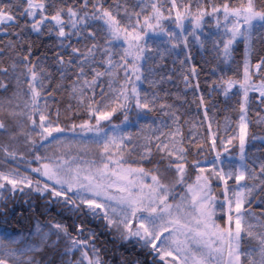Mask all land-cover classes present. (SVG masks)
Segmentation results:
<instances>
[{
	"label": "snow or ice",
	"instance_id": "1",
	"mask_svg": "<svg viewBox=\"0 0 264 264\" xmlns=\"http://www.w3.org/2000/svg\"><path fill=\"white\" fill-rule=\"evenodd\" d=\"M197 51L233 72L207 94ZM168 59L199 123L157 90ZM257 101L264 0H0V264H264Z\"/></svg>",
	"mask_w": 264,
	"mask_h": 264
},
{
	"label": "trees",
	"instance_id": "2",
	"mask_svg": "<svg viewBox=\"0 0 264 264\" xmlns=\"http://www.w3.org/2000/svg\"><path fill=\"white\" fill-rule=\"evenodd\" d=\"M218 2H219V0H218ZM231 2L234 4H238L240 2V0H231ZM257 2H259V0H257ZM209 30H214V29H209ZM242 51H243V46L240 45L237 53L235 54V57L238 61L242 60V55H241ZM194 56H195L194 63H196L199 66L198 70L200 71V77H199L200 93L207 94L209 89L207 87L206 82H210L212 79H216L220 75V70H219L220 68H224V70L227 71L228 75L233 74V72L231 70L226 69L225 66H223V65H220L218 70L216 72H213L212 68L216 67L215 64L204 65L203 61L201 59V54L198 51L194 53ZM175 68L177 69V71H173L172 60L168 59L166 61L165 66L158 69L159 74H171L173 76V79L171 81L165 80L164 83L159 85L157 90L161 91L162 96H163L164 92L168 93L167 96L163 97L164 101L167 103H170V104H174L177 107H179L184 119L188 118V116H196L197 112L199 111V118L196 121V123H199V120L202 119V117H203V109H198L196 104H194L192 102L193 96L199 95V93L195 92L194 89L185 90L184 84H183L182 79L179 75L180 66L177 64L175 66ZM241 75H242V68H241ZM193 83H195V81H193ZM141 90L147 91L149 93H151L153 91V89L150 88L147 83L141 84ZM177 95L181 96L182 99L176 100L175 97ZM252 95L255 96L257 94L252 93ZM216 99L219 102L218 103L219 110L215 111L214 120L220 124L221 135L224 136L225 133L223 132V126L225 124V118L227 117L229 122H230V126L235 128L236 124L231 123V122L238 120V113L231 110V107H233L234 105H226L223 103L224 98L222 96H219ZM250 107H251V111L249 113V119L252 121V123L250 124V135L264 136V124H258L257 123V120L259 119V117L256 115V112H260L261 114H264V107H259L258 101L254 102ZM116 122L118 123L119 121H116ZM215 126L216 125L214 124L213 125L214 129H215ZM183 131H184L185 136L187 137L189 135V129H188L187 125L184 126ZM202 132H203V129L201 130V133ZM230 134L231 133H228V135H230ZM248 148H249L250 152H254L256 149L264 148V143H262L259 140L252 141L249 143ZM229 149H230L229 152L223 153L222 158H224L225 160L229 156H232L233 158H235L238 155V151L236 148H233L231 145H229ZM197 158L202 159V160L205 159V157H203V156H200ZM206 159L208 161L213 160L214 154H212V153L207 154ZM217 195L221 196L222 193H217Z\"/></svg>",
	"mask_w": 264,
	"mask_h": 264
}]
</instances>
